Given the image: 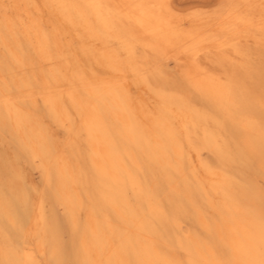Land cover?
<instances>
[{"label":"bare ground","instance_id":"bare-ground-1","mask_svg":"<svg viewBox=\"0 0 264 264\" xmlns=\"http://www.w3.org/2000/svg\"><path fill=\"white\" fill-rule=\"evenodd\" d=\"M261 2L257 18L229 5L215 30L207 17L191 27L196 20L177 16L170 0H0V131L39 160L47 193L65 209L63 217L55 207L47 215L43 201L33 209L24 192L13 207L0 189V261L56 264L71 256L78 264H192L214 261V250L226 245L244 259L250 237L258 246L261 195L228 165L262 164V96L238 68L216 75L198 57L215 49L224 60L230 47L243 55L229 31L241 24L264 33ZM43 8L58 25L44 22ZM68 32L80 40L73 57L62 42ZM148 50L187 59L182 82L152 65L162 81L149 74ZM146 89L152 101L141 93ZM40 103L70 137L62 149ZM182 218L203 234L184 229Z\"/></svg>","mask_w":264,"mask_h":264},{"label":"rangeland","instance_id":"rangeland-1","mask_svg":"<svg viewBox=\"0 0 264 264\" xmlns=\"http://www.w3.org/2000/svg\"><path fill=\"white\" fill-rule=\"evenodd\" d=\"M234 1L235 0H170L172 8H174V11H177L176 12L177 16L182 17L184 15L185 17L183 16L182 18L185 19L187 17L185 19L186 21H190L191 19L196 20V21H192L191 20L192 23L194 22L193 24H191V27L194 26V24L197 22L198 19L204 18V17H207V18H204L206 20H204V19H202V20H204L206 22H212L213 21L212 22V27H215L216 22H218L220 20L223 22L224 19H226L227 16H228L227 13H226V12H228V7H224V8L218 7L221 4L228 5V6L231 5V4H233V5L236 4L237 5L236 9H238V11H241V12L245 13L246 15L254 13V14H252V16L249 15L250 17L257 18L258 15H260L259 12H258V9L260 7H258V6H261L263 4L262 2L260 3V0H256L257 4L255 3L254 5H252V4L251 5H247V3L243 2L242 0L241 1L240 0H236L235 2ZM237 2H239V4ZM255 6L257 8H255ZM243 8H245V9H243ZM251 9H254V10H251ZM42 11H43V18H44V22L45 23L50 22L52 20L55 23V25H58L57 20L53 19L52 15L50 14L48 9L43 8ZM180 12H181V14H180ZM178 13L180 15H178ZM182 13H183V15H182ZM210 15L212 17L215 16L213 18V20H212V17H209ZM217 15H219V16H217ZM195 18H197V19H195ZM216 18L217 19L219 18V19L217 20ZM208 19H209V21H207ZM238 25L239 26L236 25L235 27H232V29L233 28L234 29L229 31V33L231 32V34H232V31H233V34H234V32L236 33L232 37V42H231L232 44L236 43L235 45L237 46V43H239V44L243 43L241 45L242 48L238 46L239 48H241L243 50V52H244L243 55L242 54L241 55L236 54L233 49H230L231 47L229 46L230 48H226L227 52L225 51L226 54H227V59L219 60L218 53L216 55L217 51L215 49H213L212 51H215V52H212L213 53L212 55H211V53H208V54H210L209 57H208V55L206 56L203 53L202 54L200 53L199 54L200 56L198 57L199 61L201 63L203 62L204 66H206V68L208 70H210V71L212 70L211 71L212 73H214V74L217 73L216 75H221V76H224L226 71H229V70H231L233 68H238L239 71L241 70L240 74L242 75V77L245 78V81H246L247 85L250 86V88L252 87V88H255L256 90H258L259 94L262 96V95H264V83H263V81H264V74H263L264 73V51H263L264 50V33L260 32V31L258 32L255 28H249L248 27L250 30L248 28L246 30L244 25H241V24H238ZM227 26H229V24ZM47 27H48V25L46 24V28ZM200 27H202L204 30L208 29V27L205 26L203 23H202V25ZM238 28H240V30ZM215 30H216V27H215ZM220 30H219L220 33L218 31H215V33L218 36H222L225 32L228 33L227 31H225V32L223 31L222 32ZM222 30H224V26H222ZM244 33H246L247 35L249 34V37L248 38L245 37L247 35L244 34ZM250 34H252L251 35L252 37L250 36ZM259 34H261V35L259 36ZM71 36L72 35H70L69 32L66 33L62 37V42H64V48L66 50V53L68 55L70 54V56L73 57L74 56L73 54L76 51L79 52L80 40L78 38L74 37V36H72V37ZM236 36H240L241 38L240 37H236ZM67 38H69V39H67ZM75 39H77L79 41V43ZM256 39L259 41V43L256 42ZM66 46H68L69 48H67ZM252 46L253 47L255 46L256 48L254 47L255 48L254 49ZM70 47H71V49H70ZM229 49L231 50L230 53H229V51H230ZM71 50H72V52H71ZM73 50H74V52H73ZM139 53L140 54L141 53L144 54V52H142L140 48H139ZM152 53L153 52H151L150 50H148V52H147L148 57H149V63L146 66V68L149 71L153 69L152 68V66H153L154 67L153 70H155V68H156L157 72H158V69L163 72V78L165 76V79L167 78L170 81H173V80L174 81H179L180 80L179 82H182V79H180V78H183V73H184L183 70L187 71L189 69V62H188L187 59L182 58L180 60H177L176 58L173 57V52H170V55H168V56H165V55H162V56H158L157 55V56H155L156 54L155 53L152 54ZM231 53H232V55L234 54L235 56L234 55L232 56ZM254 55H255V57H253ZM151 56H152V58H151ZM203 56L205 57V59H204ZM245 56H247V59H246ZM233 57H236V58H233ZM184 60L187 61V63ZM243 60L246 61L247 63L244 62ZM253 60L255 61V64L258 67L256 65H253L254 64ZM179 61H181V62H179ZM205 61H206V63H205ZM176 64H178V65H176ZM249 65H250V67H249ZM261 65H263V66H261ZM211 66L213 68H211ZM254 66H255V68H254ZM184 68H186L187 70L184 69ZM258 68L259 69L261 68L260 69L261 71L258 70ZM156 71H154V72L150 71L149 74H151V72L154 73V76H156L157 80L162 81V79L159 76H157V74H156L157 72ZM244 71H246V72L244 73ZM176 73H177V76L179 75L178 77L176 76ZM128 74H127V77H129V79L131 80V83H132L133 82L132 79H135V76L133 75V73H130V72ZM131 76L132 77L134 76V77L132 78ZM154 79H155V77H154ZM132 86H133L132 87V91L134 92V95L138 96L140 90L133 83H132ZM144 91L145 92H141V93L142 94L145 93L144 94L145 97L148 96L147 98L150 101H152V98H150L151 94L148 91V89H146ZM136 92L138 94H136ZM146 94H147V96H146ZM39 106H40L39 108L41 109V112H43L44 109L42 107V103H40ZM42 116H43V120H44L45 125H48L47 127L49 128V130L53 134L54 140L57 143V147H59V148L61 147L60 149H62L63 146L66 144V142L70 139V137L66 133V130L63 127H60L59 125H57L55 122H52V120H50L49 117L47 118V114L45 116L44 112L42 113ZM2 133L3 132L0 131V136H1L0 137V189H2V192L5 195L3 198L4 199L9 198L11 200V202H12V206L14 207L17 204L19 205L18 198L20 197L22 192H24V193L27 194V196H29V198H28L29 199V203L31 204V207L33 209L34 208L36 209V207L40 205L39 203L43 201L42 203L45 205V210L47 212V215L51 214V208L55 207V209L57 211V214L60 217H63L65 215L64 206H62L58 202H55L54 199L50 198V195L47 193V189L44 186V182H43V179L41 177V174H39L40 170H39V168H37L38 165H39V160L36 159L37 162H36V160L31 161L23 152H19L18 151V149L10 141V138L8 137V135L6 133H3V134ZM3 136H4L5 140L2 138ZM7 143H8L9 146L7 145ZM207 153H209V154H207ZM207 155H208V157H207ZM201 156H202V158L204 157L203 159L205 161L210 160L208 162H211V163L214 160H212L213 158L210 159V157H214L215 162H214V164L213 163L212 164L213 165L216 164V158L213 155V153H211V152H209L207 150H203V151H201ZM243 166L244 165H241L240 163L237 162V163L228 165V169L230 170V173H232L233 177H235L237 179V181L244 182V183H246V182L251 183L253 185V187L256 189V191L258 192V194L261 195V187H262V185H264L263 184L264 183V166L262 167V164L260 165V163H257L256 161L252 164L251 167H247V166L243 167ZM240 173H242V174H240ZM243 173H245L246 176ZM247 174H248V176H247ZM23 180H24V182H23ZM42 186H43V188H42ZM188 221H189V219L182 218V223H183L182 226L185 227L184 229H186V230L187 229L188 230L191 229L192 231L193 230L194 231L198 230V231H200L203 234V232L200 230V228H195L194 224H192L191 221L190 222H188ZM191 224H192V226H191ZM69 239H70V230H69L68 227H65L63 229V231H62L61 240L64 241L65 243H67V241ZM176 250H177L176 254L178 253L180 258L184 259V256H185L184 252L182 250H180V249H176ZM67 259L75 261L71 256L68 257Z\"/></svg>","mask_w":264,"mask_h":264},{"label":"snow or ice","instance_id":"snow-or-ice-1","mask_svg":"<svg viewBox=\"0 0 264 264\" xmlns=\"http://www.w3.org/2000/svg\"><path fill=\"white\" fill-rule=\"evenodd\" d=\"M218 7H229L221 4ZM261 103L264 105V95L261 97ZM262 129H264V119L261 121ZM262 166H264V159H262ZM249 212L254 214V209L250 208ZM246 256L244 259L235 258L236 250L230 245H226L222 249H215L214 255L218 258L214 261H193L192 264H264V185L261 187V198L259 207V243L258 246L254 237H250L245 245ZM0 264H25L24 261H0ZM56 264H78V262L61 259L56 261ZM98 264H146L143 261H100ZM172 264V262H169ZM174 264H183L181 261L174 262Z\"/></svg>","mask_w":264,"mask_h":264}]
</instances>
